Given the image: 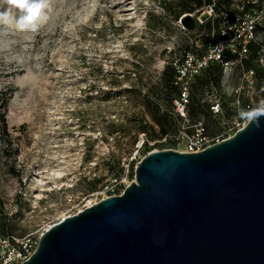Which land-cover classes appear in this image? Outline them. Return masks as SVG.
<instances>
[{
  "label": "rangeland",
  "instance_id": "rangeland-1",
  "mask_svg": "<svg viewBox=\"0 0 264 264\" xmlns=\"http://www.w3.org/2000/svg\"><path fill=\"white\" fill-rule=\"evenodd\" d=\"M170 3L46 0L37 31L0 23V86L13 91L10 142L0 136V220L12 233L39 232L133 178L145 143L130 145L118 127L128 115H142L158 132L147 101L169 109L161 61L173 53L174 39L176 51L186 44ZM20 14L11 8L13 17ZM258 39L264 45V33ZM237 81L235 73L230 83ZM242 95L264 101L257 78ZM109 165L123 168L119 181Z\"/></svg>",
  "mask_w": 264,
  "mask_h": 264
},
{
  "label": "water",
  "instance_id": "water-1",
  "mask_svg": "<svg viewBox=\"0 0 264 264\" xmlns=\"http://www.w3.org/2000/svg\"><path fill=\"white\" fill-rule=\"evenodd\" d=\"M20 264H264V118L201 151L146 152L121 193L62 216Z\"/></svg>",
  "mask_w": 264,
  "mask_h": 264
},
{
  "label": "built area",
  "instance_id": "built-area-1",
  "mask_svg": "<svg viewBox=\"0 0 264 264\" xmlns=\"http://www.w3.org/2000/svg\"><path fill=\"white\" fill-rule=\"evenodd\" d=\"M217 1L219 0H210L192 11L183 12L174 20L176 29L184 34L186 44L176 51L175 48L181 44L174 39L176 45L172 46L173 53L167 60L162 59L161 68L165 64L174 68L172 84L176 92L171 97L168 111L175 119V127L158 133L152 139L147 137L145 132H138L136 146L146 140L154 145L150 150L173 148L184 152L201 151L232 135L246 123V120L238 115L241 109L258 105L243 97L242 88L251 87L257 78L256 68L244 64V58L250 53L251 43L257 45L255 63L264 66V45L258 39V35L264 33V0H228L227 8H221ZM186 13L194 18L193 29L186 28L180 20ZM171 51V47L167 46V52ZM212 63H217L221 68L219 83L211 79L206 81L199 94L202 106L213 118V122H210L204 113L191 118L188 106L192 84ZM235 73L238 74V81L234 85L230 82ZM156 102L163 110L162 102ZM113 179L120 180L117 176H113ZM107 186L108 183H105L104 189ZM123 188L118 193H121ZM111 194L116 193L103 194L68 214L76 213ZM53 223L36 233L30 231L24 234H0V264H20L28 259L36 248L41 233Z\"/></svg>",
  "mask_w": 264,
  "mask_h": 264
},
{
  "label": "trees",
  "instance_id": "trees-1",
  "mask_svg": "<svg viewBox=\"0 0 264 264\" xmlns=\"http://www.w3.org/2000/svg\"><path fill=\"white\" fill-rule=\"evenodd\" d=\"M227 1L228 0H219L217 4L221 8H227ZM210 2V0H175V3H170L168 7L170 10L174 12V17L177 19L183 12L192 11L195 7L201 6L205 3ZM257 56V45L251 43L250 45V53L249 55L244 58V64L247 67H255L256 68V77L259 82V86L264 92V67H259L255 63V58ZM174 75V68L170 64H165L162 69V84L165 86V96H166V103L168 107H170V100L172 95L176 92L174 85L172 84V77ZM221 76V68L217 63H212L207 66L201 74L196 77L195 82L191 86V101L188 106L189 115L191 118L196 117L199 113H204L207 116L210 122H213V118L207 112V110L202 106L199 100L200 90L202 85L208 81L212 80L215 83H219V79ZM12 87L8 84L0 86V136L4 138V140L9 143L10 142V134L8 129L7 123V111L9 101L12 96ZM147 105L151 107L154 111V115L152 118L158 124V132L154 131L153 125L150 121H148L142 115H128L126 120H124V124L119 126L122 132L126 134L129 138L130 145H133L137 140L136 132H145L147 137L152 138L153 136L157 135L158 133L164 132L167 129L175 127V119L173 115L168 111V109L161 110L157 102L153 101L151 104L150 101H147ZM118 126V125H117ZM118 128L110 127V131L114 132L117 131ZM145 146L142 150L143 156L150 148H147V141L145 140ZM142 143V144H143ZM133 167V166H132ZM108 171L110 174L117 176V179H120L121 173L123 168L121 166L112 167L108 166ZM91 187L92 185L90 183ZM11 233L9 228V223L7 221L0 220V234H7Z\"/></svg>",
  "mask_w": 264,
  "mask_h": 264
},
{
  "label": "clouds",
  "instance_id": "clouds-1",
  "mask_svg": "<svg viewBox=\"0 0 264 264\" xmlns=\"http://www.w3.org/2000/svg\"><path fill=\"white\" fill-rule=\"evenodd\" d=\"M8 5V9L0 11V23L5 25L15 22V26L20 30L30 29L37 31V21L42 17V9L46 6V0H0V6ZM20 10L19 18L11 15V8ZM6 30V29H5ZM241 119L254 122L259 126V120L264 118V101L250 109H241L238 113Z\"/></svg>",
  "mask_w": 264,
  "mask_h": 264
},
{
  "label": "bare ground",
  "instance_id": "bare-ground-1",
  "mask_svg": "<svg viewBox=\"0 0 264 264\" xmlns=\"http://www.w3.org/2000/svg\"><path fill=\"white\" fill-rule=\"evenodd\" d=\"M58 176H61V173H58ZM40 180V179H39Z\"/></svg>",
  "mask_w": 264,
  "mask_h": 264
}]
</instances>
